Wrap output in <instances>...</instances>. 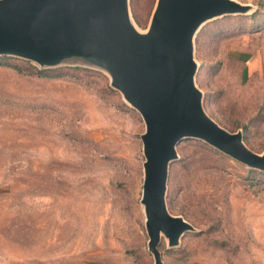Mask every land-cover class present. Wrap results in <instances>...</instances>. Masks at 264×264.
<instances>
[{
  "label": "rangeland",
  "instance_id": "obj_1",
  "mask_svg": "<svg viewBox=\"0 0 264 264\" xmlns=\"http://www.w3.org/2000/svg\"><path fill=\"white\" fill-rule=\"evenodd\" d=\"M190 36L200 106L264 156V0ZM138 35L156 0H125ZM143 119L86 54L0 55V264H264V171L196 137L167 163L166 212L187 224L147 248Z\"/></svg>",
  "mask_w": 264,
  "mask_h": 264
},
{
  "label": "water",
  "instance_id": "obj_2",
  "mask_svg": "<svg viewBox=\"0 0 264 264\" xmlns=\"http://www.w3.org/2000/svg\"><path fill=\"white\" fill-rule=\"evenodd\" d=\"M238 9L231 0H156L147 33L138 35L125 0H0V55L52 64L86 54L110 72L111 85L141 115V202L147 248L156 261L160 233L174 243L188 227L166 212L163 201L167 163L179 138H200L264 171V156L246 148L239 132L229 133L205 115L192 84L193 29L203 19Z\"/></svg>",
  "mask_w": 264,
  "mask_h": 264
},
{
  "label": "trees",
  "instance_id": "obj_3",
  "mask_svg": "<svg viewBox=\"0 0 264 264\" xmlns=\"http://www.w3.org/2000/svg\"><path fill=\"white\" fill-rule=\"evenodd\" d=\"M251 170H256V169H254V168H251Z\"/></svg>",
  "mask_w": 264,
  "mask_h": 264
}]
</instances>
